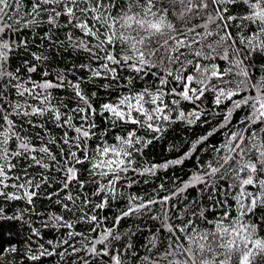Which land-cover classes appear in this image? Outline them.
Returning a JSON list of instances; mask_svg holds the SVG:
<instances>
[{
    "label": "snow or ice",
    "instance_id": "snow-or-ice-1",
    "mask_svg": "<svg viewBox=\"0 0 264 264\" xmlns=\"http://www.w3.org/2000/svg\"><path fill=\"white\" fill-rule=\"evenodd\" d=\"M261 233L264 0H0V264H264Z\"/></svg>",
    "mask_w": 264,
    "mask_h": 264
},
{
    "label": "trees",
    "instance_id": "trees-1",
    "mask_svg": "<svg viewBox=\"0 0 264 264\" xmlns=\"http://www.w3.org/2000/svg\"><path fill=\"white\" fill-rule=\"evenodd\" d=\"M60 66L62 67L63 65H60ZM205 103H207V101ZM53 131H54V134H58L56 130H53ZM193 133H195V135ZM200 134H201V129L198 127L189 128V126L185 124H181V123L173 124L163 133L162 139L153 141V143L149 145L148 148L145 149V158L149 162H155V163H162L165 160L177 158V155L179 154L170 152L169 145L179 144L184 141L190 142L191 140L195 139L196 136ZM148 138L151 139V135H149ZM213 142H216V141H213ZM184 150H187V148H185ZM193 163H194V160L185 161L183 166H176L175 168L169 169L167 170L166 174L164 170H161L160 177L163 180H166L168 178L174 179L175 177H181L183 179H187V176L185 174L191 173L193 171ZM160 182L161 180L153 179L148 185H143V184L136 185L133 187V189L129 191H137L138 189L151 191V188L154 185L159 184ZM260 215L261 213L258 212L255 219H259ZM17 228H18V225H17ZM13 230H16V229H13ZM4 232L5 234H7L8 232L7 224L5 225ZM261 235H264V233H261ZM48 238H52V237L49 236ZM56 259L57 258L55 257L51 259H47L45 260V264H55Z\"/></svg>",
    "mask_w": 264,
    "mask_h": 264
}]
</instances>
